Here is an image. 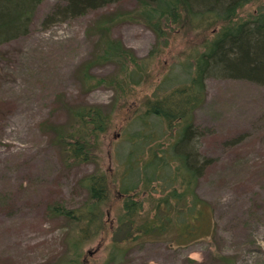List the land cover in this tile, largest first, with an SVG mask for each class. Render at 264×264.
Here are the masks:
<instances>
[{
    "label": "rangeland",
    "instance_id": "obj_1",
    "mask_svg": "<svg viewBox=\"0 0 264 264\" xmlns=\"http://www.w3.org/2000/svg\"><path fill=\"white\" fill-rule=\"evenodd\" d=\"M261 1L245 4L237 17ZM58 4L42 0L27 33L0 45V264H58L67 258L73 224L48 209L52 203L79 206L86 195L80 179L95 172L109 179L110 197L102 206L103 228L82 245L81 260L104 261L110 239L120 237V189L138 178L135 160L145 159L147 143L164 149L174 138L173 131L162 133L159 119L136 118L146 99L186 81L202 38L184 28L159 45L134 0L43 23ZM211 27L201 35L211 37ZM107 40L118 41L139 69L124 60L98 61ZM204 84L191 120L206 132L197 146L213 162L194 184L204 205L192 223L206 235L183 243L171 233L154 236L110 264H264V86L212 76ZM82 103L100 107L109 123L90 159L75 162L57 136L71 130V110ZM142 134L149 140L137 138ZM130 149L135 155L128 157ZM129 164L134 169L128 171ZM150 206L144 201L142 210Z\"/></svg>",
    "mask_w": 264,
    "mask_h": 264
},
{
    "label": "trees",
    "instance_id": "obj_2",
    "mask_svg": "<svg viewBox=\"0 0 264 264\" xmlns=\"http://www.w3.org/2000/svg\"><path fill=\"white\" fill-rule=\"evenodd\" d=\"M41 1L0 0V45L27 33L33 12ZM59 1L61 4L51 7L43 23L57 17H77L122 0ZM134 1L140 19L155 33L159 45L164 44L172 33L184 28L202 38L192 56V68L186 81L146 99L142 116L136 118L152 116L159 119L164 126L162 133L171 134L173 131L171 136L174 138L164 149L147 143L145 159L135 160L138 178L120 189L121 203L115 221L116 235L120 237L116 241L110 239L107 255L101 264H110L131 245L161 234H174L179 243L206 235L192 223L193 218H201L204 205V201L193 192L194 184L213 162L197 146V140L206 132L191 120L204 97V81L212 76L242 79L264 86V0L243 17H237V11L256 0ZM217 23L219 27L214 30L213 25ZM210 26L211 37L202 36L201 33ZM102 47L98 61L124 60L139 69V61L118 41L107 40ZM97 82L101 83V80ZM70 117L71 130L57 136V141L62 142L67 159L88 161L96 138L105 131L109 118L100 107L88 103L74 106ZM139 137L147 141L150 136L142 134ZM131 155H135L132 149L127 152L128 157ZM126 169L134 168L129 164ZM80 184L86 195L79 206L52 203L48 209L73 224L65 242L69 254L58 264H82V245L103 228L102 206L110 197L109 179L103 173L95 172L81 178ZM148 190L158 192V196L151 197ZM144 201L151 205L145 211L142 210ZM114 233L115 229L113 236Z\"/></svg>",
    "mask_w": 264,
    "mask_h": 264
}]
</instances>
